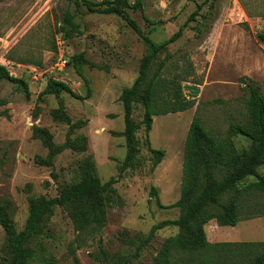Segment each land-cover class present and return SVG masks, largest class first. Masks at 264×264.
<instances>
[{
  "label": "rangeland",
  "instance_id": "1",
  "mask_svg": "<svg viewBox=\"0 0 264 264\" xmlns=\"http://www.w3.org/2000/svg\"><path fill=\"white\" fill-rule=\"evenodd\" d=\"M204 1L143 0L142 8L127 11L152 42L162 43ZM66 10L80 33L64 39L58 28ZM200 14L208 19L198 16L191 22L179 40L160 53L148 77L149 82L160 72L179 73L177 63L192 64V79L201 84L190 80L183 85L187 95L197 88L196 106L154 117L147 133L144 104L136 103L131 115L138 126V153L133 166L121 174L127 155L121 95L137 79L149 47L123 18L92 13L73 0H0V65L29 87L27 93L21 84L0 80V205L7 208L18 231L24 230L34 203L57 198L81 182L89 156L102 183L119 181L109 194L102 227L95 222V211L82 202L56 207L45 216L27 245L33 253L29 264H118L127 255L132 257L128 264H158L167 240L181 236L180 228L169 226L146 241L154 226L181 216L182 209L171 206L181 196L192 121L198 118L215 138H225L230 126L248 114L249 95L242 80L258 84L264 95V43L258 37L264 33V0H218L212 9L210 3L205 5ZM58 41L63 42L60 52L67 63L82 54L83 75L73 64L62 68L52 50ZM50 77L68 84L75 94L42 96ZM61 103L64 118L58 114ZM68 141L72 148L53 153L54 147ZM234 141L246 159L254 141L245 137ZM158 150L165 156L155 166ZM208 154L214 162L215 155ZM229 172L231 168L220 167L215 175L223 178ZM204 173L201 170L202 184ZM259 174L264 176V167ZM256 181L250 177L241 186ZM232 195L233 191L227 193L223 202L229 203ZM215 211L219 212L211 213ZM241 222L237 227H218L211 220L205 226L207 239L228 242L225 235L242 230V241H264V219L257 225ZM11 259L0 225V264Z\"/></svg>",
  "mask_w": 264,
  "mask_h": 264
},
{
  "label": "trees",
  "instance_id": "2",
  "mask_svg": "<svg viewBox=\"0 0 264 264\" xmlns=\"http://www.w3.org/2000/svg\"><path fill=\"white\" fill-rule=\"evenodd\" d=\"M73 1L77 5L86 6L92 13L115 14L123 18L149 47V53L141 64L137 79L121 95L125 122L123 136L126 139L127 148L125 162L120 168L122 174L133 166L138 153V143L135 137L138 126L131 115L136 103L144 104L145 118L143 122L147 133L152 131L154 117L186 112L196 106L197 88L192 87V95H187L184 90L186 86L183 85L184 82L190 80H193L195 84H201V81L192 79L194 76L192 64L177 63L175 69L181 70L179 73H169L170 75L165 76L160 72L149 82L148 77L151 67L155 64L160 53L179 40L185 28L191 22L198 20V16L208 19V15L200 14L201 10L208 3L212 9L218 0H205L202 4L197 5V10L189 16L185 24L170 39L162 43L152 42L127 11L128 9L142 8L143 0H109L97 4L89 0ZM96 6L100 8L96 9ZM54 17L56 18L57 15ZM61 21L58 33L64 39H67V36L71 34L80 33L74 16L69 10H66ZM258 37L264 43V33H260ZM57 49L56 42L52 47L54 54H57ZM70 64H73L76 71L83 75L82 54L73 55L72 61H69L66 66ZM2 79L21 84L29 93L28 83L14 77L4 65H0V80ZM246 80L248 79H243L242 82L244 90L249 95L248 114L239 123L230 126L227 137L215 138L198 118H194L190 125L186 138L181 196L171 206L181 208V216L176 220H166L154 226L146 238L148 242L158 230L169 226L178 227L182 232L181 236L167 240L158 264H264V241L210 243L205 229L211 220H216L217 225L221 227H236L241 221L264 217V176L259 174V168L264 167V95L258 84ZM61 92L75 94L68 84L55 77H50L41 95H57ZM60 106L58 114L64 118L66 114L62 109L63 104L61 103ZM237 137H245L254 141L246 159H243L244 156L239 152L234 141V138ZM73 146L74 144L68 141L61 147H54L53 153H60ZM208 152L215 155L214 162ZM156 153L158 160L155 166H158L163 160L165 152L158 150ZM197 156L200 159H197ZM220 167L231 168V172L223 178H218L215 175V170ZM201 170L205 172L203 184ZM95 175L96 163L94 158L89 156L82 166L81 182L57 198L42 199L34 203L22 231H18L16 228L9 217L7 208L0 205V225L5 231L8 248L12 255L8 264L30 263L33 253L27 245L37 234L39 224L44 217L52 213L56 207L85 203L95 211V222L99 227L105 225L107 200L109 194L115 192V185L119 181L117 178H112L108 182L102 183ZM250 177H255L258 181L241 186L244 180ZM231 191H233V195L230 202H223V197ZM245 207H250L249 211H246ZM212 209H218L219 212L211 213ZM131 260V255H127L118 264H128Z\"/></svg>",
  "mask_w": 264,
  "mask_h": 264
},
{
  "label": "crops",
  "instance_id": "3",
  "mask_svg": "<svg viewBox=\"0 0 264 264\" xmlns=\"http://www.w3.org/2000/svg\"><path fill=\"white\" fill-rule=\"evenodd\" d=\"M264 219V217H261V218H256V219H253V220H246V221H242L243 223H245V224H248L249 223V225H253V224H255V225H257V222H258V224H260L261 222H260V220H263ZM241 222V223H242ZM260 222V223H259ZM240 224V223H239ZM238 224V225H239ZM217 225V224H216ZM237 225V226H238ZM254 225V226H255ZM218 226V225H217ZM236 226V227H237ZM253 226V227H254ZM219 227V226H218ZM221 227V226H220ZM245 229H248L247 227H244ZM243 228V229H244ZM251 230H253V231H255V228H251ZM206 232H207V230H206ZM262 239H264V223H262ZM242 233H243V231L242 230H240V231H237L236 233H234V234H231V235H225L226 236V239L228 240V242H247V241H242V239L243 238H241L242 237ZM211 240V239H210ZM217 241V240H216Z\"/></svg>",
  "mask_w": 264,
  "mask_h": 264
},
{
  "label": "built area",
  "instance_id": "4",
  "mask_svg": "<svg viewBox=\"0 0 264 264\" xmlns=\"http://www.w3.org/2000/svg\"><path fill=\"white\" fill-rule=\"evenodd\" d=\"M89 1L97 2V3H102L104 1H109V0H89ZM57 43H58V46L61 45V44H63V42L61 43L60 41H58ZM60 47L61 46H59V48H58L59 53L54 54V55L56 56V58H57L58 61L62 62V68H63V66L66 67L67 61H66V59H64V55L61 54V52H60L61 51L60 50L61 48ZM1 49L2 48L0 47V51H1ZM58 56H59V59H58Z\"/></svg>",
  "mask_w": 264,
  "mask_h": 264
}]
</instances>
